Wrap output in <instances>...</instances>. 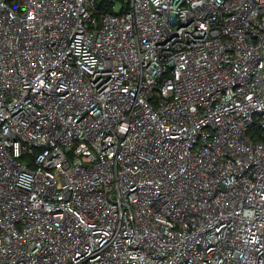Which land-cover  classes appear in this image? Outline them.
Instances as JSON below:
<instances>
[{
	"label": "built area",
	"instance_id": "obj_1",
	"mask_svg": "<svg viewBox=\"0 0 264 264\" xmlns=\"http://www.w3.org/2000/svg\"><path fill=\"white\" fill-rule=\"evenodd\" d=\"M119 9L0 0V264H264V0Z\"/></svg>",
	"mask_w": 264,
	"mask_h": 264
},
{
	"label": "trees",
	"instance_id": "obj_2",
	"mask_svg": "<svg viewBox=\"0 0 264 264\" xmlns=\"http://www.w3.org/2000/svg\"><path fill=\"white\" fill-rule=\"evenodd\" d=\"M127 0H96L98 13L114 12L115 8L122 11L126 6Z\"/></svg>",
	"mask_w": 264,
	"mask_h": 264
}]
</instances>
